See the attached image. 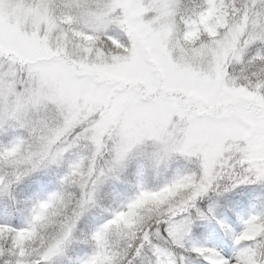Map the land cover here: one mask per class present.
Masks as SVG:
<instances>
[{
    "label": "snow or ice",
    "instance_id": "obj_1",
    "mask_svg": "<svg viewBox=\"0 0 264 264\" xmlns=\"http://www.w3.org/2000/svg\"><path fill=\"white\" fill-rule=\"evenodd\" d=\"M48 172L0 264H264V0H0V194Z\"/></svg>",
    "mask_w": 264,
    "mask_h": 264
},
{
    "label": "rangeland",
    "instance_id": "obj_2",
    "mask_svg": "<svg viewBox=\"0 0 264 264\" xmlns=\"http://www.w3.org/2000/svg\"><path fill=\"white\" fill-rule=\"evenodd\" d=\"M31 186V183H33ZM241 188H251L256 186H240ZM56 188V172L33 173L25 177L19 184L15 185L12 197L0 194V223L14 224L17 227L24 226L29 218L32 203L40 198H43L48 193L54 191ZM222 193L220 197L212 195V199L205 197L202 201L198 202L202 211L207 212L208 207L216 202L217 211L218 205L222 204L226 199H236L234 192ZM20 193V194H18ZM211 195V194H210ZM7 207H11L14 211L7 213L4 211ZM19 221H16L14 216H19ZM97 223H103V220H97ZM234 228L237 225H232ZM191 237L194 243L206 247H215L221 251L222 254L227 251L225 241L231 243L230 238L226 237L223 229L215 221H196L191 230ZM65 258H56L55 264H62Z\"/></svg>",
    "mask_w": 264,
    "mask_h": 264
},
{
    "label": "trees",
    "instance_id": "obj_3",
    "mask_svg": "<svg viewBox=\"0 0 264 264\" xmlns=\"http://www.w3.org/2000/svg\"><path fill=\"white\" fill-rule=\"evenodd\" d=\"M33 184H34V182L33 183H31V186H33ZM18 194H20V193H18ZM16 221H19V218H16ZM0 224H3V223H0ZM13 227H17L16 225H14V224H11ZM75 247V246H74ZM80 247H83V245H80ZM79 255H81V253H78V252H72L71 254H70V257H71V259H76ZM62 264H70V259H65L64 261H63V263Z\"/></svg>",
    "mask_w": 264,
    "mask_h": 264
}]
</instances>
